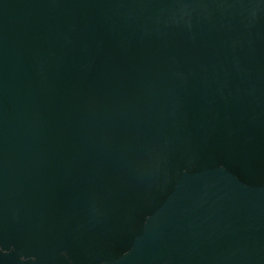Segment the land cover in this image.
Segmentation results:
<instances>
[{
  "label": "water",
  "instance_id": "95a60500",
  "mask_svg": "<svg viewBox=\"0 0 264 264\" xmlns=\"http://www.w3.org/2000/svg\"><path fill=\"white\" fill-rule=\"evenodd\" d=\"M0 264H264V0H0Z\"/></svg>",
  "mask_w": 264,
  "mask_h": 264
}]
</instances>
